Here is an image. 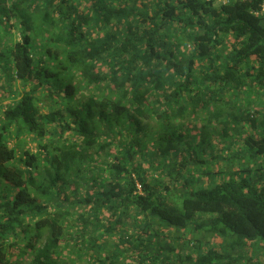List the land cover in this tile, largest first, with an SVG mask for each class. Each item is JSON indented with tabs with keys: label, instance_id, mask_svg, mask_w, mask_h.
I'll return each instance as SVG.
<instances>
[{
	"label": "trees",
	"instance_id": "trees-1",
	"mask_svg": "<svg viewBox=\"0 0 264 264\" xmlns=\"http://www.w3.org/2000/svg\"><path fill=\"white\" fill-rule=\"evenodd\" d=\"M262 6L0 0V264H264Z\"/></svg>",
	"mask_w": 264,
	"mask_h": 264
},
{
	"label": "rangeland",
	"instance_id": "rangeland-1",
	"mask_svg": "<svg viewBox=\"0 0 264 264\" xmlns=\"http://www.w3.org/2000/svg\"><path fill=\"white\" fill-rule=\"evenodd\" d=\"M9 41L10 40L7 39V35H5L4 33H2L0 31V48L5 46L6 44H8ZM41 48L42 47L39 46V48H36V49H38V50L40 49L41 50ZM0 65H2L1 60H0ZM8 88L10 90H13V89H18V90L20 89L21 90L22 89L21 88V84H19V83L9 84ZM87 91L88 90H85V88H82L81 91H79L78 93L76 92L77 93V94L75 93V98L76 99H74V101L72 103H74V105H76L77 104L76 101L77 100H82L85 97V95L87 94ZM257 99L258 100H255V107L259 106L260 108L264 109V99H263V97H258ZM8 101H9L8 98H3V100H0V106H4L5 104H8ZM260 101H261L262 104H259ZM219 130H220L219 126L215 123V126H214V128H212L211 133L213 134V136H215L216 139H215V141H211L212 143L210 142V138L207 139V144H210L212 147H214V152L213 153H207V155H204V158H206L208 161H207V163L203 164L200 167V170L209 168L210 170H213V171L216 172L221 167L222 168L224 167V169H225V168L231 166V163H229V162L222 163V161H218V160L214 159L213 156H212V155H217L218 153L221 154V152H220L221 149H224V147H223L224 143L221 141L222 139L219 136ZM64 135L67 138H70L68 133H64ZM10 143L13 144L16 147V150H17L16 157L12 161V164L15 165L16 167H21L22 162L18 158H19V156H22V152L25 149H30L32 152L37 151V150L40 149L39 148V141L37 139H35V138H32V136H30L26 132H23V134H22V132H20L19 134H15V136L11 137ZM205 150H207V148ZM227 151H224V153H222V154H225ZM112 153L113 152H111L110 154H112ZM101 159H105V154L102 155ZM235 161L237 162V160H235ZM236 162H233V163L236 164ZM41 163L43 164V169H46L45 167L47 165H44V164H46L47 161L42 159ZM145 165H146V163H145ZM150 171H151V173L149 175L152 177V174H154V171L153 170H150ZM39 173H40V171L38 172V174ZM197 174H198V171H196L195 175H197ZM45 175H46V172L44 173L43 176H45ZM185 175L187 176V174H185ZM207 179H208V177L206 175L201 176V180L203 182H206ZM61 194H62V192H61ZM45 200H46V198H45ZM76 210L81 211L82 208L77 206ZM67 219H68L67 222L69 224L74 221L73 212H72V215H70ZM66 231L69 232L67 227H66ZM169 234H171V233H169ZM108 241H109V243H107L108 247L105 248V251L101 250L103 252V254L106 255V256H108L110 253H112V251L116 248V246H117V244L119 242L117 240H113L112 237L109 238ZM209 241L211 242L210 239H209ZM86 244H88L87 240H86ZM121 248L119 249V253H121L120 264H126V261H129V259L128 258L126 259L125 257H122L123 250ZM18 258H20V257H18ZM72 258H73L74 261H71V264H87L86 258L85 257L80 258L77 255L76 250L72 251ZM17 263L18 264H26L21 259H18Z\"/></svg>",
	"mask_w": 264,
	"mask_h": 264
},
{
	"label": "built area",
	"instance_id": "built-area-1",
	"mask_svg": "<svg viewBox=\"0 0 264 264\" xmlns=\"http://www.w3.org/2000/svg\"><path fill=\"white\" fill-rule=\"evenodd\" d=\"M216 2H222V3H226L228 0H214ZM262 8H264V6H262Z\"/></svg>",
	"mask_w": 264,
	"mask_h": 264
}]
</instances>
